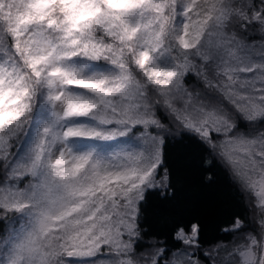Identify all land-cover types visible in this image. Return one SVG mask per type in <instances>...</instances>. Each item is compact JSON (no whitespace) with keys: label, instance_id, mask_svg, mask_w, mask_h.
Wrapping results in <instances>:
<instances>
[{"label":"snow or ice","instance_id":"6c2138e0","mask_svg":"<svg viewBox=\"0 0 264 264\" xmlns=\"http://www.w3.org/2000/svg\"><path fill=\"white\" fill-rule=\"evenodd\" d=\"M0 264H264V0H0Z\"/></svg>","mask_w":264,"mask_h":264},{"label":"trees","instance_id":"16d2710c","mask_svg":"<svg viewBox=\"0 0 264 264\" xmlns=\"http://www.w3.org/2000/svg\"><path fill=\"white\" fill-rule=\"evenodd\" d=\"M196 155L194 146L188 142L170 148L178 187L182 189V200L177 210L188 219L200 221L211 239L217 234L221 218L232 211H239L240 205L236 193L219 169H213L215 183L204 180L205 170L199 167Z\"/></svg>","mask_w":264,"mask_h":264}]
</instances>
